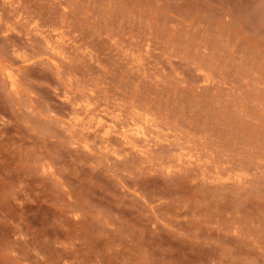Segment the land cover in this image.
Wrapping results in <instances>:
<instances>
[{
	"label": "rangeland",
	"instance_id": "rangeland-1",
	"mask_svg": "<svg viewBox=\"0 0 264 264\" xmlns=\"http://www.w3.org/2000/svg\"><path fill=\"white\" fill-rule=\"evenodd\" d=\"M0 64V264H264V0H0Z\"/></svg>",
	"mask_w": 264,
	"mask_h": 264
},
{
	"label": "bare ground",
	"instance_id": "bare-ground-1",
	"mask_svg": "<svg viewBox=\"0 0 264 264\" xmlns=\"http://www.w3.org/2000/svg\"><path fill=\"white\" fill-rule=\"evenodd\" d=\"M1 65V64H0ZM4 68V67H3ZM11 68V67H10ZM12 69V68H11ZM4 72V71H3ZM6 73V72H5ZM11 82V85L14 87L15 86V80H14V77L12 76V73L11 71H7V74H6ZM6 79V78H5ZM8 82V81H7ZM10 86V84H8Z\"/></svg>",
	"mask_w": 264,
	"mask_h": 264
}]
</instances>
